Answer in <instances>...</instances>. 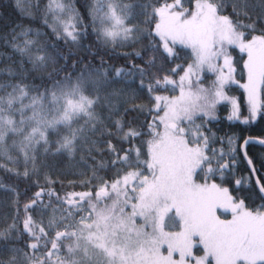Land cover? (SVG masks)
Masks as SVG:
<instances>
[{
    "label": "snow or ice",
    "instance_id": "snow-or-ice-1",
    "mask_svg": "<svg viewBox=\"0 0 264 264\" xmlns=\"http://www.w3.org/2000/svg\"><path fill=\"white\" fill-rule=\"evenodd\" d=\"M187 2L92 0L82 15L68 0H48L35 12L50 33L27 19L6 34L20 59L0 69V168L25 187L7 188L15 211L0 229V264H264V155L249 157L251 138L217 139L207 126L221 102L230 121L264 120V0ZM89 27L105 47L147 44L122 53L123 67L103 56L97 64L99 53H81ZM234 49L247 56L239 100L227 94L238 83ZM182 54L191 62L172 66ZM205 70L215 76L207 86ZM144 97L148 105L136 103ZM242 150L247 176L230 189L225 176ZM77 151L85 155L74 174L89 190L62 196L46 160Z\"/></svg>",
    "mask_w": 264,
    "mask_h": 264
},
{
    "label": "trees",
    "instance_id": "trees-1",
    "mask_svg": "<svg viewBox=\"0 0 264 264\" xmlns=\"http://www.w3.org/2000/svg\"><path fill=\"white\" fill-rule=\"evenodd\" d=\"M69 3H71L82 15H86L84 5L86 3H91L92 0H68ZM171 2V0H169ZM39 3L40 8L43 9L44 6L48 3V0H19L20 7L17 6L18 0H0V69H4L8 67L9 65L16 66L17 62L19 61V56L15 53H13L12 49L5 44V36L9 32H11L12 26L15 24L21 23L22 21H25L27 19H31L32 23L30 26L33 29L39 28L42 32H49L50 29H45L43 27V17L42 15L38 16L35 12V6ZM29 4L32 6V16H28V6ZM188 6L187 0H185V7ZM138 20L142 21L143 17H139ZM137 20H134L133 23H137ZM144 25H141L143 27ZM82 30V29H80ZM49 37L46 36L45 39H48ZM55 40V36H51V41ZM59 46L64 47L65 51H67V46L64 45V41L60 40L57 41ZM130 43V42H129ZM83 44L85 45V48L81 49V53L85 56L87 60H91L92 57L88 55V52L92 53H99V55L96 57V63H99L100 56H103L105 61L107 62L108 66H114V67H123L125 66L128 61H126L122 53L125 52H133L135 50L141 49L145 44H147V41H143L140 44H137L135 46V49L129 46L120 47L116 46L113 49V46L109 44L107 47L101 42L97 40V37L95 34L92 33L91 27L88 28V36L83 40ZM76 49L73 48V51ZM183 52H186L188 56H191V50L190 49H184ZM233 60H234V67L236 71L233 73V77L238 83L235 84H229L227 86V94L232 97H236L238 100L243 95V89L239 87V84H242L246 81V73L243 71V63L244 60L247 59V56L245 53H241L238 49H234L231 51ZM109 56H111V59H109ZM191 59H185L183 54L180 59L176 60L172 66H175V64H184L185 66L187 63H190ZM71 63V62H70ZM222 63V60H221ZM66 73H62L61 75H65ZM201 77L204 80V86H207L211 80L215 79V76L206 70L202 73H200ZM2 78V77H0ZM178 80V77H176ZM195 80V78H193ZM29 83H31V78H29ZM162 95H178L179 92L177 90L176 93H170V92H162ZM27 103V101H26ZM137 104H145L148 105L149 101L147 97L138 99L136 101ZM97 112L101 111V109L98 107ZM229 106L221 102L218 104L215 117L216 119L213 120L210 124L207 126L211 128L212 132L216 134L217 139L220 137H225L227 135L235 136L238 140V143L240 144L242 140L247 137H260L264 138V120H261L259 117L255 122H252L251 124L245 125L240 123L236 120H228L229 115ZM243 114L244 116H247V107L245 106L243 108ZM143 119V117H141ZM148 119H151L149 116ZM243 119V117H242ZM200 121H197L199 123ZM84 121L80 120L78 123L73 124V128H79L83 125ZM66 134V130L61 132V135ZM50 139L55 142L57 139V136L52 135ZM124 147H128L127 144L124 145ZM213 147H216L217 149L220 148V144L217 143L213 145ZM246 150L248 152L249 157H253L256 159H259L262 155H264V146H260L257 144H249L246 147ZM85 155L81 151H77L73 157L69 158L67 154L62 155H49L46 160L47 165V173L51 175L52 179L57 180L58 182L54 186L57 191L60 192V194L63 196L65 193L68 192H82V191H88L89 189L82 188L79 186V180L82 179V177H79L78 175H75L74 173H78L81 171L80 167V161L81 156ZM241 162L239 163L237 169L235 170L234 174H226L225 176V187L235 188V180L239 179L242 175L247 176V172L245 171L246 162L243 161L242 155L240 152ZM114 158V157H112ZM97 159H100L97 157ZM110 157L105 156V161H110ZM2 163V161H0ZM91 163V161H89ZM110 166V164H109ZM11 167V165H9ZM22 170V169H21ZM63 181V187L61 186V183L59 181ZM204 180L203 173L200 174L199 179L197 180L198 183H202ZM69 181H76L77 186L72 187L69 185ZM212 182V181H209ZM215 182L221 183V178L219 174L215 177ZM16 185L18 186L21 191L25 187V182L22 180H17L16 177L5 171L4 169L0 168V229L5 227V224L3 222L4 217H7V223H11V217L14 213V208L10 209L7 204L9 197L7 195V188L10 186ZM37 189L33 188L32 191L29 192V195H32V192L36 191ZM26 197L22 200L23 202H26ZM47 199V198H45ZM259 203V201H257ZM49 213H51V209L48 210ZM37 219H39V216L37 215Z\"/></svg>",
    "mask_w": 264,
    "mask_h": 264
},
{
    "label": "rangeland",
    "instance_id": "rangeland-1",
    "mask_svg": "<svg viewBox=\"0 0 264 264\" xmlns=\"http://www.w3.org/2000/svg\"><path fill=\"white\" fill-rule=\"evenodd\" d=\"M221 215V218H228V219H231V213L230 212H224L223 210H220V212L218 213ZM162 251L164 252V254L166 255L167 252H166V246H164V248H162ZM202 253H197V255H201ZM175 259H179V255L178 254H175Z\"/></svg>",
    "mask_w": 264,
    "mask_h": 264
},
{
    "label": "water",
    "instance_id": "water-1",
    "mask_svg": "<svg viewBox=\"0 0 264 264\" xmlns=\"http://www.w3.org/2000/svg\"><path fill=\"white\" fill-rule=\"evenodd\" d=\"M247 138H251L252 139V141L253 142H251V143H249V144H257V145H260L258 142H256V141H258L259 139H261L260 137H251V136H247V137H245L243 140H242V142L240 143V144H243L244 143V140L245 139H247ZM248 146V145H247ZM246 146V147H247ZM260 146H264V145H260ZM241 155L243 156V150L241 151Z\"/></svg>",
    "mask_w": 264,
    "mask_h": 264
}]
</instances>
